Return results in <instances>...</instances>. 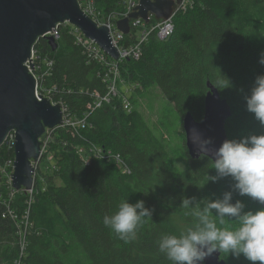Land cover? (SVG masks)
I'll return each mask as SVG.
<instances>
[{
	"label": "trees",
	"instance_id": "16d2710c",
	"mask_svg": "<svg viewBox=\"0 0 264 264\" xmlns=\"http://www.w3.org/2000/svg\"><path fill=\"white\" fill-rule=\"evenodd\" d=\"M116 2L95 0L104 13L114 10ZM190 2L186 10L174 15L173 34L167 40L158 41L151 35L142 45L139 60L120 64L124 83L133 86V95L158 89L175 111V117L167 114L161 126L172 129L180 128L186 113L201 121L209 83L231 108L225 122L228 140L264 134L254 115L247 112L244 100L256 77L264 75V65L259 63L264 53V0ZM55 42V50L42 38L34 45L41 57L53 61L44 86H55L52 101L61 102L72 117L81 119L92 103L91 94L105 93L98 75L101 67L74 43L69 26H60ZM132 42L129 36L124 37V45ZM223 76L232 86L218 89ZM133 95L128 97L130 112L114 98L86 118L78 136L71 128L51 132L43 155H51L53 160L38 168L44 184L35 187L23 256L16 223L0 205V264H173L159 251L160 240L165 235L179 236L196 223L192 208L181 206L182 199L195 197L203 207L207 200L222 199L224 192L231 190L232 181L208 180L216 175L213 162L203 156L191 160L183 133L181 145L168 143L162 129L143 116ZM87 142L118 153L130 173L122 175L112 161L91 159L85 165L76 149ZM7 156H12V151L1 147L0 163ZM179 159L184 161L182 167ZM0 194L5 200L3 189ZM237 199L246 205L245 210L262 207L234 193L233 202ZM25 200L24 194H17L11 201L10 209L19 218ZM141 200L154 210L152 217L144 218L136 240L125 243L105 226L104 217L114 215L121 202ZM218 226L235 228L236 222L226 218V224ZM220 259L225 264H249L243 256L236 259L220 253Z\"/></svg>",
	"mask_w": 264,
	"mask_h": 264
},
{
	"label": "water",
	"instance_id": "95a60500",
	"mask_svg": "<svg viewBox=\"0 0 264 264\" xmlns=\"http://www.w3.org/2000/svg\"><path fill=\"white\" fill-rule=\"evenodd\" d=\"M179 3L180 0H139L126 18L116 22V28L127 35L130 20L141 19L146 24L149 17L166 20ZM62 24L79 30L112 59L118 58L107 27L98 26L86 16L77 0H0V147L13 133L14 163L10 177L12 188L17 191L32 187V164L39 161L48 133L59 128L63 121L59 104L36 96V81L25 65L38 39L44 38L52 50L56 49L55 40L47 34ZM30 61V69H33ZM207 89L201 121H195L186 113L182 116L181 128L188 157L196 160L203 156L213 162L211 156L199 152L193 142V129L201 138H211L210 148H219L228 140L225 122L231 116V108L213 85L208 83ZM203 264L225 263L220 254L215 253Z\"/></svg>",
	"mask_w": 264,
	"mask_h": 264
},
{
	"label": "clouds",
	"instance_id": "9594fccd",
	"mask_svg": "<svg viewBox=\"0 0 264 264\" xmlns=\"http://www.w3.org/2000/svg\"><path fill=\"white\" fill-rule=\"evenodd\" d=\"M259 63L264 65V53ZM217 84L218 89L232 86L224 76ZM244 100L247 112L264 128V75L256 77ZM193 134V142L201 155L211 156L213 160L216 175L209 176L208 180L218 182L230 178L231 190L224 192L222 199L207 200L203 207L195 197L183 198L181 206L192 208L196 223L179 236H163L159 251L173 264H203L215 253L229 254L236 259L243 256L249 264H264V207L245 210L241 200L233 202L236 193L264 206V134L225 140L217 149L209 147L211 138H201L195 129ZM153 211L145 207L143 200L135 204L121 202L119 210L114 215H106L103 222L119 239L129 243L137 239L138 229L146 222L144 218H151ZM226 218L235 221L236 227H219L218 224H226Z\"/></svg>",
	"mask_w": 264,
	"mask_h": 264
},
{
	"label": "built area",
	"instance_id": "2783aa9c",
	"mask_svg": "<svg viewBox=\"0 0 264 264\" xmlns=\"http://www.w3.org/2000/svg\"><path fill=\"white\" fill-rule=\"evenodd\" d=\"M138 1L139 0H117L114 10L101 14L96 9L95 0H77L81 11L86 16L93 20L98 26L107 27L111 43L116 48L118 53V58L116 60L112 59L106 53H104L96 43L85 38L79 30L68 24H62L70 27V34L74 38V43L82 49L87 58L91 61L96 62L101 67V71L98 75L100 76L101 81L106 89L104 94H100L97 92H93L91 94L92 103L87 105V112L81 119H75L73 117L75 120H72L73 122H70L72 116L69 113L67 107L61 102L52 101L51 97L54 96L57 88L55 86H44V81L46 78L50 77L51 69L53 67V61L48 57H41L38 51L34 49V47L32 48L29 60H31L30 64H32L33 69H30L29 60L25 63V65L36 81V96L49 98L51 99L52 104H59L61 106L63 121L59 128H71L76 136H78V130L85 128L86 118L94 110L99 109L103 104H109L114 98H119L121 100L123 110L125 112H130L131 105L128 97L119 96L117 90V83L119 82L120 77V64L127 60H139L142 55V45L147 42L148 38L151 35H154L158 41L167 40L173 34L174 27L172 20L174 15L179 10H186L187 7H189L191 4L190 0H180V3L177 5L174 13L166 20H154V22H151L153 18L149 17L148 24H146L141 19L130 20L129 33L127 35H124L116 28V22L126 18L138 5ZM62 25H58L52 32L48 33L47 36H50L54 40H57L59 36V28ZM125 36H129V38L133 39L134 42L128 45H124L123 40ZM51 132L48 133V137L41 151L40 159L42 156H44L43 154L45 153V148ZM1 147H3L6 152L12 151V156H7L0 163V189H3L2 195H5V200H3L0 194V205L6 208V215H8L14 223H16V227L18 230L16 235L19 238L21 256H23L26 246L25 235L28 227V211L30 205L33 203V196L35 194L36 185L41 186L44 184L43 178H39L37 173L40 166V159L37 163L32 164L34 168L32 187L29 190L17 191L12 188V180L10 177L13 172L14 163L13 133H10L8 135L6 141L2 144ZM76 153L85 165L89 164L91 159L112 161L117 166L122 175H127L130 173V169L123 162L121 156L118 153H114L111 150L104 149L99 145L93 144L92 142H87L85 143V145L77 147ZM48 156H50L48 158L49 160L45 163L51 164L52 156L47 155L46 157ZM17 194H24L26 198V207L23 215L20 218L10 209L11 201Z\"/></svg>",
	"mask_w": 264,
	"mask_h": 264
},
{
	"label": "rangeland",
	"instance_id": "374dc122",
	"mask_svg": "<svg viewBox=\"0 0 264 264\" xmlns=\"http://www.w3.org/2000/svg\"><path fill=\"white\" fill-rule=\"evenodd\" d=\"M97 11H99L101 14H104V12H102L101 10H99L96 7ZM119 82L117 83V90L119 93V96L121 97H129L133 95V86H128L123 84L124 81L121 77V71H120V67H119ZM133 97L135 99H137L138 104L140 106V110L143 114V116L149 120L151 123H153L155 126L160 127V129H162V135L164 136V138L166 139V141L168 143H170L172 146H176L177 145H181L182 144V140L180 138L181 134L183 133L182 128L180 126V128H164L161 126V121L165 120L166 117L172 116L173 118L175 117V111L173 106L168 103L167 101H165L163 99V97L161 96V93L159 92L158 89L153 88L151 91L149 92H144L141 95H136L134 94ZM105 105V104H103ZM102 105V106H103ZM101 106V107H102ZM100 107V108H101ZM168 114V115H167ZM70 119V118H69ZM72 120H75L73 117L72 119H70V122H73ZM50 156L46 157V156H42L40 159V167L43 166V164L48 161ZM53 160V157H52ZM178 165L180 167H182L184 165V161L183 160H178Z\"/></svg>",
	"mask_w": 264,
	"mask_h": 264
},
{
	"label": "crops",
	"instance_id": "0c3cea01",
	"mask_svg": "<svg viewBox=\"0 0 264 264\" xmlns=\"http://www.w3.org/2000/svg\"><path fill=\"white\" fill-rule=\"evenodd\" d=\"M125 85V83H123Z\"/></svg>",
	"mask_w": 264,
	"mask_h": 264
}]
</instances>
